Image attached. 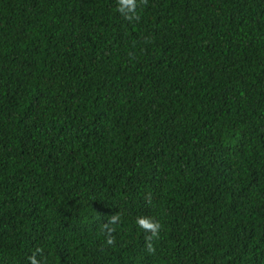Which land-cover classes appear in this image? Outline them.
Wrapping results in <instances>:
<instances>
[{
    "label": "trees",
    "instance_id": "1",
    "mask_svg": "<svg viewBox=\"0 0 264 264\" xmlns=\"http://www.w3.org/2000/svg\"><path fill=\"white\" fill-rule=\"evenodd\" d=\"M138 14L0 0V264H264V0Z\"/></svg>",
    "mask_w": 264,
    "mask_h": 264
},
{
    "label": "clouds",
    "instance_id": "2",
    "mask_svg": "<svg viewBox=\"0 0 264 264\" xmlns=\"http://www.w3.org/2000/svg\"><path fill=\"white\" fill-rule=\"evenodd\" d=\"M148 0H116L117 12L127 21H138L140 16L138 8L146 5ZM146 202L151 204V193L145 197ZM121 222V215L119 212L109 216L106 223H102L100 230L104 235V243L106 245H115L116 226ZM135 225L145 234L144 235V249L145 252L154 255L156 253L155 241L160 239L163 225L159 220L146 215H140L135 218ZM29 264H43V251L36 248L34 252L28 257Z\"/></svg>",
    "mask_w": 264,
    "mask_h": 264
}]
</instances>
